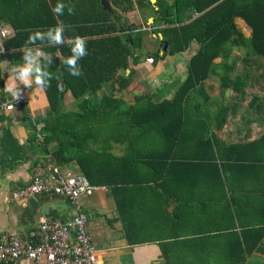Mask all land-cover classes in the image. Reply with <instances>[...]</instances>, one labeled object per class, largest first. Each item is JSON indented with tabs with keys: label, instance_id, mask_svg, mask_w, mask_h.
I'll return each mask as SVG.
<instances>
[{
	"label": "crops",
	"instance_id": "crops-1",
	"mask_svg": "<svg viewBox=\"0 0 264 264\" xmlns=\"http://www.w3.org/2000/svg\"><path fill=\"white\" fill-rule=\"evenodd\" d=\"M65 1L84 5L76 8L74 15L65 10V20L103 17V28L112 23L119 31L124 30L121 39L128 36L123 40L130 45L128 31L144 34L140 48L129 56L128 67L118 70L113 82L90 97L92 102L87 106L97 109L96 113L78 111L84 105L79 108L69 92L63 94L58 106L60 113L85 116L64 121L67 133L73 127L72 133L83 147L82 155L94 150L102 158H113L109 168L98 166V181H106L105 174L112 173L114 180L124 176L128 182L114 187L99 185L96 192L78 200L85 215L82 203L100 211L95 215L102 217L101 222L93 223L99 227L94 230L90 224L87 232L102 264H264V57L253 54L250 46L227 44L229 52L213 59L206 78L189 91L183 103L158 105L173 98L199 45L190 43L181 53L163 55L165 51L158 43L162 37L151 32L155 27L149 26L153 16L148 10L133 4V10L121 12L111 0ZM233 23L246 42L250 27L240 18ZM0 28L7 31L6 38L12 36L10 25L0 22ZM0 53L6 54L1 47ZM54 56L60 58L57 52ZM13 66L5 57L0 59V103L8 98L5 83ZM19 87L25 102L11 111L0 109V138L7 129L21 147L19 160L10 170L0 166V235L16 231L24 236L45 215L65 220L73 214L63 199L51 194L25 201L11 199V189L24 186L34 168L52 164L62 172L83 175L74 158L80 150L66 152L69 159L61 166L42 152L38 132L42 123L34 119L47 112V100L35 84ZM57 87L60 90L59 84ZM108 94L118 102H101ZM51 116L53 121V112ZM27 118L34 122V130ZM142 119L145 124L139 129L136 123ZM174 136L194 139L180 146L173 166L167 161L172 182L167 186H160V181L133 185L140 177L155 175L143 165L151 163L148 160L155 153L164 155L168 147L164 138ZM65 137L72 143L70 133ZM194 142L198 145L191 146ZM205 142L208 148L202 151L200 146ZM188 156L200 159L191 168V177L188 168L184 169L185 163L194 161ZM131 161L139 162L142 168L132 170ZM123 163L128 168L122 170ZM175 176L182 181L173 182ZM120 186L127 190L117 197L120 206L129 208L124 221L118 218L111 192ZM29 209H34L35 222L32 214L26 213ZM124 230L132 231L130 237L143 242L129 244Z\"/></svg>",
	"mask_w": 264,
	"mask_h": 264
},
{
	"label": "trees",
	"instance_id": "trees-1",
	"mask_svg": "<svg viewBox=\"0 0 264 264\" xmlns=\"http://www.w3.org/2000/svg\"><path fill=\"white\" fill-rule=\"evenodd\" d=\"M111 2L121 12L133 10V4L137 9L144 8L151 12L153 21L149 26L155 27L151 32L155 35L157 33L161 34L162 39L158 42L160 47H162L163 43L167 44L163 55L181 53L190 43L199 45L196 53L188 61L187 76L176 90L173 98L163 100L158 105L183 103L189 91L206 78L213 59L229 52L227 44L250 46L253 54L264 57V0H171L170 2L155 0L154 4H150L149 0H111ZM56 3L57 1L55 0H0V22L10 25L13 31L12 36L0 42V47L6 52L4 55L0 53V59L5 57L11 65L21 64L23 63L22 49L30 33L37 30L46 31L60 21H63L66 26L73 25L72 28H66L65 38L79 35L87 41L88 55L79 61V66L83 73L80 77L69 75L67 68L61 63L65 57L70 55V48L67 44L48 45L37 41L36 45H29V47L39 46L43 51L53 56V62L49 66V71L53 74V79L50 82L51 87L43 90L49 107L43 116L34 119L35 123H42L38 130L41 136L40 146L42 152L49 154L55 164L61 166L69 159L66 158V152L80 150L74 158L83 176L91 186L110 185L114 187L116 185H127L126 183L128 182L122 178L124 176L121 179L114 180L111 176L112 173L105 174L106 181H98V166L109 168L108 164L111 163L112 165V162H114L113 158L109 160L102 158L94 150H89V153L83 154V156L82 144L79 143L78 138H75V134L72 133V126L68 128V133L73 136L71 138L72 143L68 141L70 138L65 137L68 133L64 121L66 118L82 119L85 116L74 117L70 113H60L58 106L63 94L69 92L79 108L84 105L83 109H78V111L94 113L97 109L87 106L92 102V96L104 85L113 82V76L118 70H124L128 67L129 56H132L134 49L140 48L144 34L140 31L133 32V29L128 31L130 45L121 39L124 30L119 31L112 23L106 24V27L103 28L101 24L105 25L106 23L103 17L93 21H88L87 19L65 20L62 16H57L53 12V7ZM64 3L74 4L75 10L76 8L84 7V5L77 2L65 1ZM154 7L156 9H153ZM97 8L101 15L106 18L107 15L102 12L99 4ZM48 18L50 21H48ZM235 18L242 19L251 29L250 37L246 40L247 43L235 28L233 23ZM56 52L60 58L54 56ZM155 56L157 57V53H155ZM131 62L136 63V60L132 58ZM120 77L122 78V76ZM58 84L62 85L63 90H58ZM118 85L122 87L121 83H118ZM109 91L112 94V90ZM84 95L88 97H83ZM110 95L103 96L101 102L117 103L118 101L112 99ZM152 107L155 108V105ZM52 112L54 113L53 121L50 119ZM143 120L136 123L139 129H143L145 124ZM27 121L30 129L34 130V122L32 123L30 118H27ZM32 138L35 139L34 132L32 133ZM193 139L178 138L177 136L164 138V140H167L168 146L165 154L155 153L148 160L151 163L143 165V168L152 171L155 175L145 176L146 178L140 177L132 182L134 183L133 185H145L151 181H160V183L158 182L160 186H167L171 183L172 178L166 171L167 161H171L170 167L173 166L172 161H178L176 159L178 158V151L181 149L180 146H187L189 143L185 140L191 141ZM192 144L198 145L195 142L190 143L191 146H193ZM200 147H202V151L206 150L208 142L202 143ZM0 148V166L4 170H10L19 160L21 147L16 145L15 140L7 129L2 132ZM188 157L191 160L197 158V156ZM199 160L184 164V169L188 168V174L189 172L193 174L192 169ZM135 162L137 161L130 162L131 169H141V164ZM125 164H122V170H124V167L128 168ZM135 164L136 167H134ZM204 165L200 163V166L205 167ZM169 171L172 170L169 169ZM184 174L185 172L182 173V175ZM191 174H189L190 177ZM142 175L145 174L142 173ZM101 177L103 176L101 175ZM191 180V182L196 181V179ZM180 181H182L180 178L174 177L173 182L178 183ZM121 187L117 188L118 190L112 188L111 192L118 218L124 221L126 211L129 208L120 206V201L117 199L119 194H126L127 190L124 191ZM131 213L133 214V212ZM131 232L124 230L125 238L129 244L143 242V240L138 238H131Z\"/></svg>",
	"mask_w": 264,
	"mask_h": 264
},
{
	"label": "built area",
	"instance_id": "built-area-1",
	"mask_svg": "<svg viewBox=\"0 0 264 264\" xmlns=\"http://www.w3.org/2000/svg\"><path fill=\"white\" fill-rule=\"evenodd\" d=\"M6 36L7 31L0 28V40ZM23 102L22 90L19 100L9 93L0 109L11 111ZM9 105H13L11 110ZM95 189L83 175L62 172L52 164L34 168L29 181L10 193L11 199L25 201L51 194L63 199L73 214L65 220L45 215L24 236L16 231L1 234L0 264H102L86 232V215L78 203L80 196Z\"/></svg>",
	"mask_w": 264,
	"mask_h": 264
},
{
	"label": "clouds",
	"instance_id": "clouds-1",
	"mask_svg": "<svg viewBox=\"0 0 264 264\" xmlns=\"http://www.w3.org/2000/svg\"><path fill=\"white\" fill-rule=\"evenodd\" d=\"M65 10L68 15H74L75 5L66 4L63 0H57L53 7V12L57 16H63ZM66 28H70V26H66L63 21H60L46 31L37 30L29 34L22 49L23 63L10 69L11 78L5 83V90L11 94L14 100L21 98L19 85L31 88L35 84L41 90L51 87L50 82L53 79V74L49 71V66L53 62V56L43 51L39 46L29 47V45H36L37 41L48 45L67 44L70 48V55L65 57L61 63L67 68L69 75L73 77L82 76L83 73L79 66V61L88 55L87 41L79 35L66 39L64 35ZM60 90H63L62 85ZM12 108L13 105H9V109L11 110Z\"/></svg>",
	"mask_w": 264,
	"mask_h": 264
},
{
	"label": "rangeland",
	"instance_id": "rangeland-1",
	"mask_svg": "<svg viewBox=\"0 0 264 264\" xmlns=\"http://www.w3.org/2000/svg\"><path fill=\"white\" fill-rule=\"evenodd\" d=\"M14 188H12L11 189V191H10V193L12 192V190H13ZM97 191V189L96 190H93V191H91L90 193H94V192H96ZM89 193V194H90ZM9 196H10V194H9ZM80 202H81V200H80ZM82 203V202H81ZM82 206L84 207V209H85V211H86V223H85V229H86V232L87 231H89L88 229H89V225L90 224H92V229H94V230H96L98 227H99V225H93V223L94 222H101V221H99V220H101L102 219V217H100V216H96L95 215V213H100V211H98L96 208H93V207H90V206H87V204H83L82 203ZM27 215H31L32 214V221L33 222H35V219H36V215L34 214L35 212H34V209H29L27 212ZM87 216H88V218H87ZM88 233V232H87Z\"/></svg>",
	"mask_w": 264,
	"mask_h": 264
},
{
	"label": "water",
	"instance_id": "water-1",
	"mask_svg": "<svg viewBox=\"0 0 264 264\" xmlns=\"http://www.w3.org/2000/svg\"><path fill=\"white\" fill-rule=\"evenodd\" d=\"M149 1H150L151 3H153L155 0H149ZM122 38H123V39H125V38L129 39V37H128V36H125V35H123ZM166 48H167V44L164 43L163 46H162V51H166Z\"/></svg>",
	"mask_w": 264,
	"mask_h": 264
}]
</instances>
